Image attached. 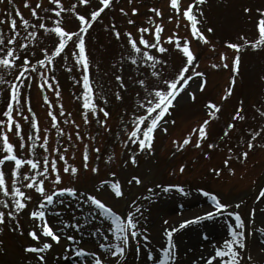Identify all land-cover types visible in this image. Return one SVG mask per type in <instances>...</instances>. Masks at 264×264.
Segmentation results:
<instances>
[{
  "label": "rangeland",
  "instance_id": "1",
  "mask_svg": "<svg viewBox=\"0 0 264 264\" xmlns=\"http://www.w3.org/2000/svg\"><path fill=\"white\" fill-rule=\"evenodd\" d=\"M223 1L225 0H212L209 9L200 4L199 13L203 12L204 7L207 11L206 15L204 14L202 19L198 20V28L206 35L207 43H205L190 37L188 22L182 15L179 16L177 24V15L171 10L169 0H111V6L101 13L85 34L90 82L94 85V90L96 86L102 90L107 101L105 103L97 96L98 106L105 107L109 112L105 125L98 123V119H105L102 113H98L97 118H93L89 114L88 124L85 125L83 122V70L75 64L71 55V47H68L59 57L53 58L54 65L51 68H48L47 65L44 68L37 65L35 70L27 67L25 70L28 75L22 76L25 81L20 84L22 111L19 116H16L14 112L13 116L21 124V135L25 139L26 146L30 134L35 133L41 138L36 140L33 153L24 152V158L32 156V158L40 160L44 154L51 158L55 156L52 149L58 148L65 155L67 163L74 165L79 170V174L72 177L69 173L63 172L64 162L57 160L62 182L53 186L51 183L53 177L49 176L45 181L46 191L51 193L55 192L56 187H75L78 192L95 195L118 214L132 211V200H136L142 206L143 219L140 220V227L147 229L149 240L138 239V241L130 242V247L133 248L130 249L132 250L130 252L126 251V253L128 252L126 254L127 264H130V261L132 264H144V259L141 256L147 259L143 246L137 255L135 243L139 242L141 245L147 243L149 249L154 244L157 248L153 253L158 256L157 249L162 248L166 243L164 229L176 227L185 219H191L211 210L213 205L208 201V197L197 191L200 188L214 193L221 202L233 206L239 204L238 209L233 207L232 210L239 212L245 224L243 231L247 247L242 252V260H246L247 256L251 255L255 264H264V242H262L261 234L257 232V229L264 230V196L261 195L264 191V117L260 115V112H264V47L252 49L250 46H245L240 50L239 71L235 76V84L232 85V94L227 99L221 100L233 75L231 64L236 54V50L229 48L226 42L242 44L243 41L240 39L242 35L250 40L257 38V9H264V0H228L225 3ZM37 2L43 11L40 10V15L38 12L39 16H32L30 9L34 6L32 4ZM190 2L192 0H181V11ZM73 4L76 5L75 11L81 14L100 7L99 0H89L88 5H81L78 0H61L59 7L52 4L51 0H28V6H25L24 0H11V3L9 0H0V18L4 19V23L0 24V35H3L5 39L11 38L12 32L8 23L10 14L16 19L19 29L17 40L11 45L16 49L17 64L23 63L24 56H28L29 61L34 63L36 59L43 58L41 48H53L55 34H49L39 29L40 22H45L48 27H55L54 22L60 19L61 26L66 30L76 31L79 22L70 10ZM56 7L60 11V17H57L55 12L49 11L50 8ZM121 8L124 9L123 13L120 11ZM133 8L137 11L132 15ZM154 8L160 10V16H156L151 11ZM244 8H248L250 11L245 13ZM16 10L22 14L23 19L29 21L27 29L20 24V17H15ZM170 15L173 18L167 25L160 24L161 20L168 21ZM129 20L132 23H129ZM202 20L205 24L202 23ZM157 23L164 26L163 33L165 35L178 29L179 37L187 38L190 50L195 56V61L190 68L192 71L203 73L204 76L193 77L187 85V90L178 96L175 108L165 117V120L168 121L166 124L168 132L166 134L162 131L156 132L153 151L137 154V165L131 163L125 165L124 161L129 156L128 149L135 151L136 148L135 145L123 143L127 139L125 122L129 119L128 114L132 112L137 92L140 91L135 81L143 78L151 82L152 79L150 77L152 69L142 63L133 65L127 59L131 54V49L126 33H131L137 43L141 35L154 43L152 33ZM33 25H37V27L34 28ZM113 27L119 32V37L112 31ZM145 27L149 28L147 33L137 31V29ZM208 28H212L213 31L209 33ZM32 31L37 32L36 37L29 35ZM19 43H25L26 48L19 49ZM163 44L167 49L164 53H159L155 48L147 50L162 61H166V65L157 64L156 69L163 73L164 78H167L179 66H182L184 57L176 49L174 43L163 42ZM141 47L143 48V46ZM221 53H224L226 57L223 61L220 58ZM213 64H218L220 67H212ZM224 64H227L228 67H223ZM45 72L48 76L55 77L50 81L53 85L52 88L39 87V84L44 83L41 74ZM17 75H20L18 68L5 69L0 66V81H3L0 83V119H7L2 116V110L6 105L9 89ZM116 75H121L126 85L125 88L119 87L115 80ZM187 75H191V71ZM202 80L206 83L203 90H200L199 84ZM16 82L19 83V81ZM57 91L59 95H56ZM117 91L121 96L119 100L116 99ZM189 92L194 93V100L189 97ZM44 97H47V101ZM208 101L219 104L221 107L216 116L209 120L206 127L207 137L197 147L195 145L197 137L193 135L188 145L183 149H178V146L173 144V140L182 142L194 127L208 119L209 109L206 107ZM241 104L242 115L245 119L231 121L233 113ZM61 107L63 114L60 113ZM49 112L56 115L57 127L53 126ZM33 116L37 121L35 130L30 126ZM171 121H175V123L173 124ZM229 122H233L234 127L229 130L227 136H224V130ZM45 129L48 130L46 153L45 149L40 147L45 143L43 140ZM249 129L261 132L254 142L256 146L250 150L246 143L250 135ZM77 132L81 139L76 138ZM7 135L10 142L18 146L19 138L15 137L14 129ZM210 143L216 146L209 148ZM63 145L68 147L64 148ZM96 148L99 149V152L93 151ZM229 148L232 149L231 154L228 152ZM85 150L89 157L88 169L82 167ZM241 151L248 152L247 158H238V153ZM204 153H208V156H205ZM226 159L229 161L228 164L224 163ZM181 165H184L183 172H180ZM94 166L98 169L96 173L91 172V168ZM214 169H220L219 175L212 171ZM37 171H42V169H37ZM110 173H115V177H112ZM132 176H139L141 184L137 185L135 182L129 184L128 181ZM117 180L122 188L123 195L121 197H115L110 187L107 185L102 187L100 184L101 181L115 182ZM168 184L182 186L184 193L176 189L165 192L163 187ZM149 188L152 189L151 193L148 191ZM31 195L32 203H29L21 212L16 213L13 220L6 218L5 223L0 225V264H38L37 254L25 251L29 245L39 246L38 242L28 235V231L34 228V222L30 218L29 212L34 210V205L41 197L34 190L31 191ZM258 196L261 197L259 200ZM57 201H63V203ZM81 203L78 197L57 194L54 196V205L50 206L51 211H59L60 215L59 217L53 216L56 218L54 222L48 215L49 226L59 221L57 226L61 227V230L68 235H74L78 241L76 247H83L87 252L86 255L78 259L72 255V251L69 249L68 255L70 254L73 258L65 261L63 248L68 242L61 239L59 243H53V245H61L58 255L62 261L66 264L74 262L89 264L91 261L94 264V259L89 255L91 252H96L98 256H101L103 264L105 260L108 264H113L115 261L112 260L125 257L124 255L112 259L107 250L98 249V245L103 241L97 236L92 239L93 236L89 235L97 227L109 235L110 243L115 244L118 241L112 240L111 234L106 232L108 225L103 218H97L93 214V209L88 205L79 207L78 205ZM194 208L195 211H192ZM0 211H14V209L11 206L5 209L3 205H0ZM174 216L178 219L175 223H170V217ZM216 218L217 220L212 216L198 221L203 222L201 229L196 230L192 223L191 226L188 224L183 227L184 232L181 233L182 228H180L173 233V239H176L175 235L178 238L175 244L178 246L176 248L177 258L183 256L178 259L183 260L186 257L192 259V262L188 264H193L194 261L195 264L206 262L207 258L213 254V243L219 245L223 239L229 238L227 225L233 223L235 227L234 222L227 217L226 213L217 215ZM219 218L222 220H218ZM165 220L167 223H164ZM17 221L20 225L19 228L15 227ZM65 221L69 224L78 223L82 227L79 231L72 227L63 228ZM213 222L220 224L222 235L210 236L206 225L209 227L208 224H213ZM249 230H251L250 234ZM44 239L50 241V238L41 236V240ZM42 254L45 256L44 253Z\"/></svg>",
  "mask_w": 264,
  "mask_h": 264
},
{
  "label": "snow or ice",
  "instance_id": "2",
  "mask_svg": "<svg viewBox=\"0 0 264 264\" xmlns=\"http://www.w3.org/2000/svg\"><path fill=\"white\" fill-rule=\"evenodd\" d=\"M11 3V0H9ZM198 0H192V3H189L183 11H181V5L179 0H169V5L171 10L177 15V24L179 23V16L182 15L186 21L188 22V26L191 29V35L194 38H197L201 41L207 43L206 37L198 28V19L197 14L193 11V4L197 3ZM25 6H28V0H24ZM51 3L57 5L58 7L61 5V0H51ZM78 3L81 5H88L89 0H78ZM100 7L92 10L86 14H81L75 11L76 5L73 4L70 9L76 19L79 22V27L76 31L66 30L63 26H61V20L57 19L55 23V27H48L45 23L40 22L38 24V28L42 29L44 32L49 34H55V39L53 41V48L44 49L41 48L40 51L43 53L42 59H36L33 62L29 61L28 56L23 57V63L17 64V55L16 49L12 47L14 41L17 40V35L19 33V29L17 28L16 19L12 14L9 15L8 23L11 29L12 35L11 38L5 39L3 35H0V66H3L5 69H19L20 75L16 76V80L13 81L11 88L9 89V93L6 97V105L2 110V116L7 119H0V205H3L5 209L9 206L14 209V211H0V225L5 223L6 218L8 220H13L16 216V213L21 212V210L25 209L29 203H32V195L31 191L34 190L39 194L41 199L34 205V210L29 212L30 218H32L34 222V228L28 231V235L35 241L38 242L39 246L29 245L25 248L26 252H32L37 254L38 264H47L45 256L42 253H46L49 251L53 243H59L61 239H65L68 243L64 245L63 252L65 256L63 259L67 261V253L69 249L72 251V255L77 257L78 259L85 255V249L83 247H76L78 241L74 235H68L66 232L61 230V227H58L59 221L49 226L47 216L52 215L59 217V211H51L50 206L54 205V196L57 194L63 196L67 194L69 197L79 198V201L82 203L79 204V207H83L84 205H88L93 209V214L97 218H103V220L107 223L106 232L111 234V239L114 241H118V243H110L109 235H106L101 231L99 227H97L93 232H90L89 235L99 237L103 242L98 245V249L107 250V253L110 254V257L117 258L119 256H124L127 249L130 246V242L138 241V239H142V241H148L149 236L147 235V229L140 227V220L143 219V215L141 213V205L136 202V200L131 201L132 211L127 213L118 214L113 210L112 207H109L105 203H103L100 199H98L95 195H91L87 192H78L75 187H56L55 192H47L45 188V181L49 176H52L53 179L51 183L53 186H57L62 182V176L58 170L57 160L64 162L63 172L69 173L72 177H75L79 174V170L74 165H70L67 163L65 159V155L59 151L58 148H53L52 151L55 153V156L49 158V155L44 154L42 159L38 160L32 158H24V152L33 153L36 147V140L41 139L35 133H32L28 137V143L26 146V142L24 137L21 135V124L16 119H14L13 113L15 112L16 116H19L22 108L20 106V98L21 91L20 84L25 83L23 81L22 76L28 75L26 72L27 67H31L33 70L36 69L37 65L41 68H44L46 65L48 68H51L54 65L53 58L59 57L68 47H71L72 52L71 55L75 60V64L82 68L83 76H82V119L85 125L88 124V115L91 114L93 118H97L98 113H102L105 119H98V123L100 125L106 124V118L109 116V112L105 107L98 106L96 99L97 96L100 100H103L107 103L106 98L99 89L98 86L95 87L90 82L89 75V57L86 52V43H85V34L89 31L94 21L104 12L108 7L111 6V0H99ZM56 8H50L49 11L55 12L57 17H60V11ZM40 8V4L37 3L36 6L31 10L32 16H37V9ZM120 11L123 13L124 9L121 8ZM137 9L133 8L132 12L135 13ZM155 13L156 16H160L161 12L158 8L151 9ZM243 11L245 13L249 12L248 8H244ZM258 18L256 21V28L258 32V36L255 39H247L240 37L243 43H227V46L231 49L236 50V54L232 59V77L230 78L229 87L221 97V100L227 99L233 91L232 85L235 84V76L239 71L240 64V50L245 46H250L252 49H257L259 47H264V9H257ZM15 17H20V24L23 28L27 29L29 27V21L23 19L22 14L16 10ZM172 16H168L169 20H172ZM150 19V18H149ZM4 23V19L0 18V24ZM129 23H132L129 20ZM33 27H37V25H33ZM112 31L114 34L119 37V32L113 27ZM138 32L147 33L149 28H140L137 29ZM162 31V26L160 24L155 25V29L153 31V36L155 42H150L145 39L143 35L139 37V42L132 38L131 33H126L129 37L128 43L131 49V54L127 57V59L133 64H144L145 66L152 69L150 71L151 82L140 78L135 81V83L139 86L140 91L137 92L136 95V103L133 106V110L129 113V119L125 122V131L127 134V139L123 141L125 145L132 144L135 145V151L132 149H128L129 156L128 159L124 161V164L127 165L131 163L132 165H137L138 161L136 159L137 154H142L144 152L151 153L153 151V143L155 140V134L157 131H162L165 134L168 132V128L166 124L168 121L165 120V117L169 115L172 110L175 108V101L178 96L187 90V85L189 81L193 77H202L204 76L201 72L192 71L190 66L195 61V56L193 52L190 50L189 41L187 38H180L173 34L169 36L167 39L170 43H174V46L178 51L181 52L184 57L182 61V66H179L175 72L169 75L167 78H164L162 72L156 69L157 64L166 65V61H162L158 56H154L147 49L155 48L159 53H164L167 51L166 48L160 46V32ZM207 31L211 33L213 31L212 28H208ZM31 37H36L37 32L32 31L29 33ZM143 46V48L141 47ZM19 49H25V43H19ZM221 61L225 60V54H220ZM65 59H67L65 57ZM212 67H220L218 64H213ZM223 67H228L227 64H224ZM191 71V75H187L188 72ZM41 79L44 83L39 84V87L44 88H52L53 85L50 83L51 80H54L55 77H51L47 75V72L41 74ZM115 80L117 81L120 88H125L126 85L123 82L121 75H116ZM16 81H19L17 83ZM3 83V81H0ZM206 81L202 80L199 84L200 90H203ZM56 95H59V92H56ZM189 97L191 99H195L194 93L189 92ZM45 101H47V97H44ZM116 99H121L119 91L116 92ZM15 103V108H14ZM208 111V119H205L202 123H200L197 127H194L190 133H188L182 142H177L173 140V144L178 146V149H183L186 145L190 143L192 140V136L195 135L197 138L195 140V145L199 147L201 145V141L207 137L206 127L209 123V120L216 116L219 111L221 105L215 104L211 101H208L206 105ZM259 112V109H257ZM60 113L63 114V108L61 107ZM261 117H264V112H260ZM49 116L51 117V122L54 127H57V117L49 112ZM25 119H28L25 117ZM243 120L245 117L242 115V104L238 106L231 117V121ZM67 122V121H66ZM171 123H175V121H171ZM30 126L32 129H37V121L33 116L30 120ZM234 123L229 122L226 125L224 130V136H227L229 130L233 129ZM79 128V125H77ZM14 129L15 137L19 138L18 146L13 142H10L9 137L7 135L8 132H12ZM45 136L43 140L45 143L41 144L40 147L45 149V153L47 152V140L48 130L45 129ZM58 131L62 132V130L58 129ZM249 138L246 140L247 148L250 150L255 145V140L261 135V132L253 131L249 129ZM35 136V139H33ZM77 139H81L79 132L76 134ZM216 145L209 144V148H214ZM64 148H67V145H63ZM95 152H99V149H93ZM229 154H231L232 149H228ZM205 156H208V153H204ZM248 152L241 151L238 153V158H247ZM88 153L87 150L83 153V169H88ZM228 160L224 161L225 164H228ZM37 169H42V171H37ZM184 165L180 166V172H183ZM98 171L97 167H92L91 172L96 173ZM215 174L219 175L220 169L212 170ZM232 171V169H229ZM112 177H115V173H110ZM135 182V184H141V178L139 176H132L128 181L129 184ZM101 186L107 185L110 187L115 197H121L123 195L122 188L120 182L117 180L115 182L112 181H101ZM160 187V185H157ZM176 189L181 193H184V188L180 185L176 184H168L163 187L165 192L169 190ZM99 190V189H97ZM148 191L151 193L152 189L149 188ZM202 195L206 197H210L213 207L210 211L204 212L202 215L194 216L191 219H185L180 222L179 225L172 228L164 229V236L166 237V243L162 248L157 249V253L154 255L153 251L149 250L148 244L137 242L135 243V250L137 255L139 254L141 246L146 250V256L152 264H176L177 261V251L176 245L173 241V233L177 232L180 228L190 224L197 223L203 218H211L214 214L220 215L222 213H226L227 217L232 219L234 222L229 223L227 225V233L228 237L223 239L219 245L213 243V254L207 258V261H202L201 264H255L252 261L251 255H248L246 260H242V252L246 249V239L245 232L243 231L245 224L241 219V216L238 211H233L232 208H239V204H235L234 206L221 202V200L214 194L205 191L200 188L197 189ZM264 196V191L261 193ZM261 197L258 196L259 200ZM58 203H63V201H57ZM164 223H167L165 220ZM16 228H19V222L17 221L15 224ZM63 228L72 227L79 231L81 229V225L73 222L69 224L67 221L64 222ZM55 229V230H54ZM249 230V234H250ZM257 232L261 234L262 242H264V230L257 229ZM39 233V234H38ZM41 236L50 238L41 240ZM89 255L94 259V264H103L101 256H98L96 252H91ZM89 264H92L90 261ZM195 264V261L193 262Z\"/></svg>",
  "mask_w": 264,
  "mask_h": 264
},
{
  "label": "bare ground",
  "instance_id": "3",
  "mask_svg": "<svg viewBox=\"0 0 264 264\" xmlns=\"http://www.w3.org/2000/svg\"><path fill=\"white\" fill-rule=\"evenodd\" d=\"M131 195H133V194H131ZM196 208V207H195ZM195 208L194 209H192V211H195ZM214 217V219H216L217 220V218H216V216H213ZM50 219H52L53 221L52 222H54L55 220H56V218L55 217H53L52 215H50ZM178 219V217H170V223H175L176 222V220ZM218 220H222V219H218ZM202 221L201 222H197V223H194V226H195V228H196V230H198V229H201L202 228ZM191 224L192 223H190L189 224V226H191ZM209 225V227L206 225V227L208 228V232H209V234H210V236L211 237H217V236H220V235H222V228H221V226H220V224L219 223H214L213 222V224H208ZM185 230L182 228L181 229V233L182 232H184ZM160 237V236H159ZM95 238V236H93L92 237V239H94ZM174 238H176V239H173V241H174V243L176 244V242H177V236L175 235V237ZM60 247H61V245L59 244H57V245H53V247L49 250V251H47L46 253H44L45 254V259H46V261H47V264H66L65 262H63V261H61V259H60V257H59V255H58V252H59V250H60ZM133 247L131 246H129V248H128V252H130V251H132V250H130V249H132ZM156 246L154 245V244H152L151 245V248L149 249V250H152V251H156ZM176 248H178V246H176ZM144 249V248H143ZM183 251V250H182ZM185 251V250H184ZM127 252V253H128ZM127 253H125V257H123V258H120V259H115V260H112L114 263L113 264H127V258H126V254ZM141 253V252H140ZM185 254V253H184ZM67 256L69 257V255H68V253H67ZM132 256L134 257V255L132 254ZM144 260H143V263L144 264H152V262L151 261H149L148 259H146L144 256H141ZM181 257V256H180ZM179 257V258H180ZM183 257V256H182ZM181 257V258H182ZM70 258V257H69ZM113 259V258H112ZM178 259V258H177ZM105 260V259H104ZM107 261L105 260L104 261V264L106 263ZM192 262V259H188V257H186L185 259H178L177 261H176V264H188V263H191ZM107 264H108V262H107ZM130 264H132L131 263V261H130Z\"/></svg>",
  "mask_w": 264,
  "mask_h": 264
}]
</instances>
